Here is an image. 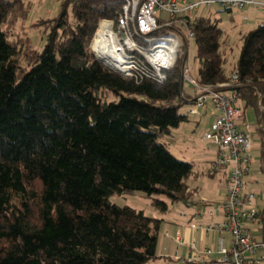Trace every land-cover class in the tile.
<instances>
[{"label": "trees", "instance_id": "16d2710c", "mask_svg": "<svg viewBox=\"0 0 264 264\" xmlns=\"http://www.w3.org/2000/svg\"><path fill=\"white\" fill-rule=\"evenodd\" d=\"M29 5L0 0V264H144L156 257L161 219L110 197L142 192L162 213L168 205L160 197L191 198L192 164L160 141L187 121L180 109L193 102L182 86L187 43L163 82L136 80L91 49L100 21L117 20L120 0H63L39 24L46 30L40 51L8 34ZM181 24L194 34L196 79L225 82L217 20L201 15ZM240 41L237 89L260 115L264 20ZM102 91L118 99L106 102ZM260 162L264 173V143Z\"/></svg>", "mask_w": 264, "mask_h": 264}, {"label": "built area", "instance_id": "2783aa9c", "mask_svg": "<svg viewBox=\"0 0 264 264\" xmlns=\"http://www.w3.org/2000/svg\"><path fill=\"white\" fill-rule=\"evenodd\" d=\"M117 20L102 19L94 34L91 49L97 59L113 71L134 79L163 82L165 71L171 68L185 43L186 54L193 32L181 35L176 25L186 18L202 15V10L217 6L236 9L242 20L249 12L264 20V0H120ZM173 26V29L168 27ZM103 31L100 33V30ZM164 31H159L160 29ZM187 41V42H186ZM182 86L193 95L186 114L197 115L210 107L212 121L200 136V142L212 144L215 157L208 162L210 177L225 174L223 199L218 204L223 213L220 221L205 225L190 223L193 229L229 233V244L218 237L216 249L197 250L190 243L185 261L188 264H264V195L247 188L251 170L254 137L239 105L240 86L235 69L227 80L217 85L200 83L190 75L185 63ZM262 111L264 106L258 103ZM243 124L244 129L240 128ZM257 127L259 124L257 123ZM204 202V201H202ZM202 208L199 210L201 213ZM178 244L184 243L178 236ZM216 254V258H210Z\"/></svg>", "mask_w": 264, "mask_h": 264}, {"label": "rangeland", "instance_id": "374dc122", "mask_svg": "<svg viewBox=\"0 0 264 264\" xmlns=\"http://www.w3.org/2000/svg\"><path fill=\"white\" fill-rule=\"evenodd\" d=\"M26 4L30 3L29 9L25 19H20L15 23H12L8 28V34L10 38H15L18 43H22L21 46H29L36 50H41L45 43L46 30H44L39 24L43 25L44 19L53 18L57 15L58 10L63 0H24ZM202 16L209 17L211 20H217L220 28L222 29V46L220 51L225 58L223 64L226 73H229L235 65L241 41V36L247 32V30L257 25V13L253 11L249 12V20L244 21L239 16V11L232 9L230 11L220 9L217 6H212L210 9L202 10ZM38 23V24H36ZM180 30L181 35L186 36L188 31L183 25H176ZM184 47V46H183ZM189 66L190 75L197 77L198 62L196 59V46L194 39L189 40L187 50V61ZM184 91L189 94V89L184 87ZM101 98L108 101H116L118 99L114 94L102 91ZM190 104L184 105L180 112L186 113ZM202 110L200 113L202 114ZM190 115L187 114V121L180 123L178 127L172 128L170 135H166L161 138L160 141L165 144L167 149L177 158L189 162L192 164L193 174L188 178V184L192 189V196L197 199L199 196H206L210 200L216 202L223 199L222 192L224 190V180L215 175L213 177L207 174L208 159L212 156L211 144H206L201 148L200 136L203 134L208 115ZM246 123L251 126L256 124V116L254 109L247 108ZM251 172H258V153L252 152ZM259 174V178H260ZM164 200L170 212L174 209L178 211L181 208L182 202H171L165 197H160ZM110 200L118 206H129L136 210H141L147 216L164 218V214L156 209L151 200L142 192H131L113 194ZM183 208V206H182ZM164 220V219H163ZM163 222V221H162Z\"/></svg>", "mask_w": 264, "mask_h": 264}, {"label": "crops", "instance_id": "0c3cea01", "mask_svg": "<svg viewBox=\"0 0 264 264\" xmlns=\"http://www.w3.org/2000/svg\"><path fill=\"white\" fill-rule=\"evenodd\" d=\"M189 94L191 93L189 92ZM239 105L244 110L246 119L248 107L244 106L242 100L239 101ZM254 112L256 116V124L254 126L250 125V131L254 137V148L252 152L256 151L258 153L257 160L259 165V171L249 172L246 178V185L248 189H251L261 195H264V173L261 171L260 162V152L264 143V139H262L261 134L257 131L258 118L262 114L263 110H260V115H258L255 110ZM201 115L209 116L204 127V130H206L212 121L210 107L206 108V110L203 111ZM240 128L244 129L243 124L240 125ZM205 145L206 144L204 143H200L201 148H205ZM215 154L216 149L214 147L212 149V156L208 159V162L215 157ZM259 174L261 176L260 178ZM219 177L224 180L225 185V174H220ZM187 180V185L192 191ZM180 202H182L183 205H181V208L178 211H175L174 209L172 212H170L168 211V208L166 212L169 213L164 212L166 213L163 218L164 220L162 218H159L161 219V222L157 235L156 257L152 260L145 262L144 264H188L185 261V258L188 254L190 243H193L197 250H201L205 247H211L213 250H215L218 237L222 236L226 239L227 244H229L231 237L227 232H209L204 231L200 228L193 229L190 227V223L205 225L220 221L223 217V213L218 207V204L221 202V200L216 202L214 200H210L206 196H199L196 199L191 195V198L189 200ZM201 208L203 211L199 213V210ZM177 236L182 239L184 243L178 244L176 240ZM210 258H216V254H212Z\"/></svg>", "mask_w": 264, "mask_h": 264}, {"label": "bare ground", "instance_id": "6f19581e", "mask_svg": "<svg viewBox=\"0 0 264 264\" xmlns=\"http://www.w3.org/2000/svg\"><path fill=\"white\" fill-rule=\"evenodd\" d=\"M103 31V28H102V30H100V33Z\"/></svg>", "mask_w": 264, "mask_h": 264}, {"label": "water", "instance_id": "95a60500", "mask_svg": "<svg viewBox=\"0 0 264 264\" xmlns=\"http://www.w3.org/2000/svg\"><path fill=\"white\" fill-rule=\"evenodd\" d=\"M98 60H100V59H98ZM101 61V60H100ZM102 62V61H101Z\"/></svg>", "mask_w": 264, "mask_h": 264}]
</instances>
